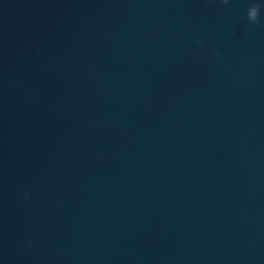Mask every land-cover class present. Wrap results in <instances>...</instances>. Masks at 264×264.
<instances>
[{
    "label": "clouds",
    "instance_id": "clouds-1",
    "mask_svg": "<svg viewBox=\"0 0 264 264\" xmlns=\"http://www.w3.org/2000/svg\"><path fill=\"white\" fill-rule=\"evenodd\" d=\"M222 3L227 4L229 0H222ZM264 7V5L256 3L250 6L247 10V19L250 24H258L260 23V10ZM202 43V41L197 40V44Z\"/></svg>",
    "mask_w": 264,
    "mask_h": 264
}]
</instances>
